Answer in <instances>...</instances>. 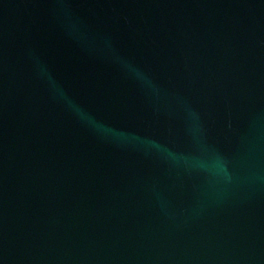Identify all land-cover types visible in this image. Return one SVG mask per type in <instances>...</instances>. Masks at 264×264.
<instances>
[{"label": "water", "instance_id": "1", "mask_svg": "<svg viewBox=\"0 0 264 264\" xmlns=\"http://www.w3.org/2000/svg\"><path fill=\"white\" fill-rule=\"evenodd\" d=\"M0 264H264V0H0Z\"/></svg>", "mask_w": 264, "mask_h": 264}]
</instances>
